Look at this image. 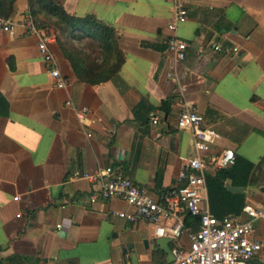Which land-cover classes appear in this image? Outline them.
<instances>
[{
    "label": "crops",
    "instance_id": "1",
    "mask_svg": "<svg viewBox=\"0 0 264 264\" xmlns=\"http://www.w3.org/2000/svg\"><path fill=\"white\" fill-rule=\"evenodd\" d=\"M52 1L114 27L125 59L111 80L79 81L55 39L47 44L53 62L45 61L24 25L28 0L15 1L14 31H0V264L171 260L174 246L188 245L189 226L187 244L156 236L144 219L114 214L134 212L123 200L91 202L95 186L71 173L112 165L162 203L196 155L191 131L176 125L184 107L219 134L206 157L230 148L252 164L246 186L226 182L241 191L227 188L242 192L245 204L264 205V0H186L176 30L188 43L180 61L167 49L170 0ZM54 67L66 87L55 86ZM216 171L210 165L209 174ZM206 197L209 206L207 185ZM253 235L264 245L263 222ZM254 259L264 264V246Z\"/></svg>",
    "mask_w": 264,
    "mask_h": 264
},
{
    "label": "built area",
    "instance_id": "2",
    "mask_svg": "<svg viewBox=\"0 0 264 264\" xmlns=\"http://www.w3.org/2000/svg\"><path fill=\"white\" fill-rule=\"evenodd\" d=\"M170 3L173 18L167 24V29L171 31L167 49L176 61H180L185 58L188 43L177 35L176 30L187 19L188 10L186 0H170ZM24 25L38 37V48L45 61L53 62L47 45L55 39L53 31L37 26L29 15ZM14 26V21L0 16V31L13 33ZM214 49L220 50V46L216 45ZM233 50L236 51L237 48L233 47ZM50 75L56 87L67 86V80L56 67L51 69ZM68 103L70 104L69 101ZM86 111L85 107L81 108L78 116L83 117ZM157 120L158 117L154 115L152 122L156 123ZM202 122L203 117L190 107H184L177 117V127L191 131L196 155L182 166L177 175L178 184L166 190L162 203L146 187L137 185L112 165L93 172L76 169L72 171L71 178L85 179L95 186L89 195L91 202L98 198H117L132 206V213L120 211L114 214L130 221L144 219L154 226L156 236L178 240L185 231L183 213L197 218L198 228L186 229L188 245L174 246L171 250L172 258L165 264H259L253 262V259L264 245L253 235V228L256 221L264 223V205L244 204L241 208V213L246 216L244 219L232 215L219 219L210 212L206 197V175L210 165L215 170L229 167L235 162V153L230 148H224L206 157L204 153L219 138V134L216 130L203 126ZM161 219L169 222L161 225Z\"/></svg>",
    "mask_w": 264,
    "mask_h": 264
},
{
    "label": "trees",
    "instance_id": "3",
    "mask_svg": "<svg viewBox=\"0 0 264 264\" xmlns=\"http://www.w3.org/2000/svg\"><path fill=\"white\" fill-rule=\"evenodd\" d=\"M15 1L0 0V16L9 18ZM28 14L37 26L53 31L55 41L79 81L90 84L105 82L119 72L125 55L118 46L114 27L93 15H71L52 0H28ZM251 169L249 161L235 155L231 166L218 169L214 174L207 173L210 211L217 218L241 211L245 204L244 194L230 191L226 182L229 180L233 186H246ZM184 220L185 227L198 228L197 218L187 213Z\"/></svg>",
    "mask_w": 264,
    "mask_h": 264
},
{
    "label": "water",
    "instance_id": "4",
    "mask_svg": "<svg viewBox=\"0 0 264 264\" xmlns=\"http://www.w3.org/2000/svg\"><path fill=\"white\" fill-rule=\"evenodd\" d=\"M227 187L233 191H241L242 190V188H240V187H231L229 184H227ZM253 262L259 263V261L257 259H253Z\"/></svg>",
    "mask_w": 264,
    "mask_h": 264
},
{
    "label": "rangeland",
    "instance_id": "5",
    "mask_svg": "<svg viewBox=\"0 0 264 264\" xmlns=\"http://www.w3.org/2000/svg\"><path fill=\"white\" fill-rule=\"evenodd\" d=\"M180 241H183V243H186L187 244L188 239H187V237L185 235H182L181 238H180ZM163 243H164V240L161 239V246L163 245Z\"/></svg>",
    "mask_w": 264,
    "mask_h": 264
}]
</instances>
